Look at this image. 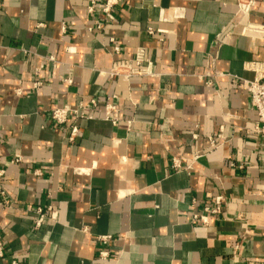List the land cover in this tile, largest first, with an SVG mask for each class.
<instances>
[{"label":"crops","instance_id":"crops-1","mask_svg":"<svg viewBox=\"0 0 264 264\" xmlns=\"http://www.w3.org/2000/svg\"><path fill=\"white\" fill-rule=\"evenodd\" d=\"M237 2L119 0L105 21L0 0V264H264V140L235 82L264 72V0ZM137 57L146 74H105ZM92 99L69 143L49 111Z\"/></svg>","mask_w":264,"mask_h":264},{"label":"built area","instance_id":"built-area-1","mask_svg":"<svg viewBox=\"0 0 264 264\" xmlns=\"http://www.w3.org/2000/svg\"><path fill=\"white\" fill-rule=\"evenodd\" d=\"M255 0H238V10L241 13H247L248 9L253 5ZM119 4V0H88L86 11L88 15L94 16L97 18L98 13L104 15V20L109 21L113 17L115 7ZM95 18V28L100 29L102 23L97 21ZM264 24L256 25L257 27H263ZM151 29H148V33H152ZM112 40V39H111ZM115 51H118L117 46L114 47ZM49 61H53L52 56H48ZM140 57H137L134 61L129 60H117L114 61L111 67L105 72V74L110 77L121 78L125 81H128L130 78L146 74V68L140 66ZM256 76L252 80L246 79H237V82L248 94V101L250 108L255 112L257 117V122L253 128V132L260 135L264 140V72H262L257 65L254 63ZM66 83H70V79H64ZM41 84V81L35 80L34 86L38 87ZM96 104L94 99L90 100L86 105L81 103L76 107H69L67 105L54 107L49 111V119L57 126H64L69 121H72L69 126V134L67 136V141L72 143L79 134V128L75 124L76 119L87 118V115L83 111L84 108H92ZM105 109V119L115 123L117 121L115 114L116 106L114 102H107L104 105ZM173 167L177 168V164L173 163ZM3 175V170H0V177ZM212 206H205V213L202 215H194V218H198L202 223H207L209 221L208 215H217L221 212L222 205L225 203V197L222 195H217L210 199ZM45 213L41 209H37V215L34 219V227H38L45 221ZM53 212L50 214V218H53ZM102 243L107 242L110 237L108 235H101L97 237ZM3 256V244L0 241V257ZM101 257H106L107 252L101 251ZM15 264V263H13Z\"/></svg>","mask_w":264,"mask_h":264}]
</instances>
